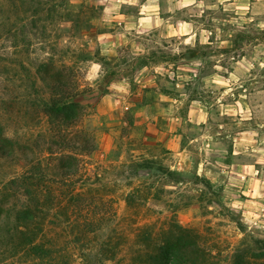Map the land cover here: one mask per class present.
<instances>
[{
  "label": "rangeland",
  "instance_id": "rangeland-1",
  "mask_svg": "<svg viewBox=\"0 0 264 264\" xmlns=\"http://www.w3.org/2000/svg\"><path fill=\"white\" fill-rule=\"evenodd\" d=\"M161 5L162 16L168 20L172 13L164 10V0ZM105 6L99 0H0V148L4 143L10 154L0 155V264H143L139 252L147 244L149 232H160L175 223L201 234L213 255L212 264H232L235 249L245 239H264V230L254 227L248 231L241 220L243 210L227 207L225 176L219 178L224 183L214 185L207 175H197L200 154L189 141L198 133L190 131L195 125L188 114L190 110L199 113L193 101L204 107L213 140L227 152L221 162L230 168L235 165L239 171L238 162L245 158L233 156L234 140L219 125L231 126L232 137L256 131L259 140L264 129L257 120L264 117L254 112L251 121L236 128L230 117L220 116L213 93L201 89L205 77L228 76L217 73L216 61L210 57L223 56L220 67L234 72L232 64L250 58L242 49L264 44V32L235 30L234 25L223 23L229 19L223 6L219 13L208 9L196 22L212 31L210 43L201 45L197 32L195 48L181 43V52L174 54L172 46L187 36L165 40L160 30L137 33L133 27L127 31L129 25L138 26V6H121L118 15L122 19L106 24L102 20ZM213 17L221 23L215 25ZM180 18L189 19L178 11L174 26ZM217 26L221 41H228L222 48L213 47L218 43ZM229 31L232 36L227 35ZM50 58L74 69L81 90L78 100L85 108L79 125L70 130L68 138L73 141L65 149L81 158L79 172L71 176L62 175L57 156L46 150L50 147L46 139L49 124L38 107L45 91L31 87L20 65L35 71ZM194 60L202 61L204 67L195 68ZM93 65L100 67L89 80ZM156 67L163 72L157 73ZM251 75L254 80L248 79L243 88L234 90L236 99L242 95L253 99L257 91L264 92V70L257 65ZM222 103L234 100L230 96ZM3 137L31 140L30 149L10 153L13 143L3 142ZM88 139H93V151L77 149V142ZM185 154H191L192 169L173 170ZM210 159L205 172L215 175L218 169L212 164L219 156L214 151ZM159 166L175 173L168 175ZM183 166L187 168V161ZM27 178L33 182L32 198L37 197L41 209L30 229L18 221L22 206L31 200L26 195ZM239 199L249 198L240 194Z\"/></svg>",
  "mask_w": 264,
  "mask_h": 264
},
{
  "label": "clouds",
  "instance_id": "clouds-1",
  "mask_svg": "<svg viewBox=\"0 0 264 264\" xmlns=\"http://www.w3.org/2000/svg\"><path fill=\"white\" fill-rule=\"evenodd\" d=\"M100 4H105L103 9L102 20L106 24H110L112 19H122L119 14L121 6L127 5L129 7H139L140 18L137 25H129L126 29L131 31L133 27L136 28L137 33H150L153 30H160V37L168 40L171 37H177L178 39L183 36H187V39L180 40L176 45L172 46V52L178 54L181 52L180 44L191 45L196 47V35L200 34L201 45H208L210 43L209 37L212 36V31L205 28L204 23H197L196 21L203 17L205 11L211 9L213 12L219 13L221 6H223V12L229 14V19L223 21L225 24H231L235 26V30L252 31L256 30L264 32V0H215V3H206V0H164L167 13H172V17L168 20L161 19V0H146L144 4H141L140 0H99ZM187 9V12L183 10ZM182 13L183 16H187L189 19L183 18L177 19L175 26L172 20L175 19L177 12ZM251 11V16L248 13ZM117 15L114 17L113 14ZM235 13V16L231 14ZM259 18V19H258ZM253 24V21H257ZM213 23L219 25L221 21L216 20L213 17ZM246 25H252V28L246 27ZM216 41L218 43L213 44V47L222 48L228 41H221V29L215 27ZM228 36L233 35V31L227 33ZM101 41L103 37H100ZM157 44L160 40L157 39ZM251 49V50H250ZM242 51L248 52L249 57L239 60L237 63L232 64L235 69L234 72H228L227 68L220 67V61L224 59L223 56H212L211 60H215L216 64L213 66L217 73L220 71L228 73L227 78L222 75L214 74L204 78L202 91H211L215 97L214 104L218 107L221 117L228 116L231 118L236 128H242L245 122L253 119L254 112L258 117H264V92L257 91L255 93V99L257 102L253 103V99L249 96L242 95L240 99H236L234 90L244 87V83L248 79H255L251 75L252 69L257 65L259 69L264 70V44H258L255 47L246 45ZM193 64L195 68L199 69L204 67V63L200 60H194ZM99 65H93L91 73L87 77L92 80L98 69ZM157 73H162V67H156ZM198 73H194L196 75ZM113 87H116L113 85ZM181 86L178 84L177 88ZM221 88L224 91H221ZM247 91V90H245ZM232 97L234 103H222L226 97ZM186 98V97H185ZM164 99V97H161ZM241 101H248V103H242ZM194 106L199 108V113L190 110L188 114V120L195 125L190 131L198 133L195 139L189 141L190 145L198 149L200 154V164L197 169V175H207L212 179L214 185L218 183H224L220 180V176L223 175L227 178V186L225 187V204L229 209H234L237 212H242V223H244L248 231H252L253 228L264 230V137L259 140L256 139L258 133L256 131L238 132L236 137L231 135V126L228 128L224 124H220L219 127L229 133L228 139L234 140L235 150L233 156H243L244 162L240 163V170L236 171L235 165L231 168L224 165L221 161L227 155L226 149L213 140V136L210 134L211 125H208L209 115L204 110V107L197 101H193ZM216 120V117H212ZM258 126L264 129V119L257 120ZM201 124L208 125L207 128L201 129ZM251 128V125H249ZM189 131V130H186ZM220 135L219 132L216 133ZM219 156L212 167L218 169V172L213 175L211 171L205 172V165L211 163L210 157L213 152ZM254 160L255 163L251 161ZM187 161V168H185L184 162ZM255 164L262 166L260 170L256 169ZM173 170L190 171L192 169L191 154H185L180 157L179 165H173ZM261 177L258 179L257 177ZM232 188H236L238 191L233 193ZM242 194L249 199L241 201L239 195Z\"/></svg>",
  "mask_w": 264,
  "mask_h": 264
},
{
  "label": "trees",
  "instance_id": "trees-1",
  "mask_svg": "<svg viewBox=\"0 0 264 264\" xmlns=\"http://www.w3.org/2000/svg\"><path fill=\"white\" fill-rule=\"evenodd\" d=\"M20 65L27 74L31 87L39 92L45 91L40 96L38 107L49 124L50 135L46 139L50 147L46 150L51 155L57 156L58 166L63 176L78 173L80 155L66 153L65 150L69 141H73L72 138H68L70 130L79 125L85 114V108L78 100L81 90L74 69L67 64L60 65L54 58L39 63L35 71L27 68L25 64ZM43 137L45 138L44 135ZM2 141L13 143L14 147L10 153L16 151L26 153L24 149H30L31 140H7L3 137ZM54 143L57 144L56 148ZM1 144L0 155L10 156L5 149V144ZM76 145H78L77 149L85 152L95 149L93 139L77 142ZM158 169L168 175L175 173L172 170H165L163 166H159ZM27 179L29 182L27 181L25 186L29 194L26 195L31 197V200H27L22 206L18 221L25 224V229H30L37 222L36 218L41 209L39 200H35L37 197L32 198L33 182L30 178ZM206 181L211 185L207 178ZM146 241L147 244L142 243L143 249L139 252V256L145 259L143 264H212L211 251L203 244L201 234L193 228L175 223L160 232H149ZM232 264H264V239L255 237L245 239L233 252Z\"/></svg>",
  "mask_w": 264,
  "mask_h": 264
},
{
  "label": "crops",
  "instance_id": "crops-1",
  "mask_svg": "<svg viewBox=\"0 0 264 264\" xmlns=\"http://www.w3.org/2000/svg\"><path fill=\"white\" fill-rule=\"evenodd\" d=\"M145 2H146V0L142 1L141 4H144ZM161 9H162V5H161ZM136 15H139L137 17L140 18V12H137ZM160 17H161V19H164V17L162 16V13L161 12H160ZM197 36H198V34H197Z\"/></svg>",
  "mask_w": 264,
  "mask_h": 264
}]
</instances>
